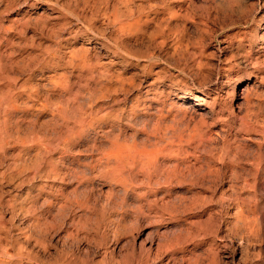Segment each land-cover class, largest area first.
Instances as JSON below:
<instances>
[{
    "label": "clouds",
    "instance_id": "obj_1",
    "mask_svg": "<svg viewBox=\"0 0 264 264\" xmlns=\"http://www.w3.org/2000/svg\"><path fill=\"white\" fill-rule=\"evenodd\" d=\"M0 264H264V0H0Z\"/></svg>",
    "mask_w": 264,
    "mask_h": 264
}]
</instances>
